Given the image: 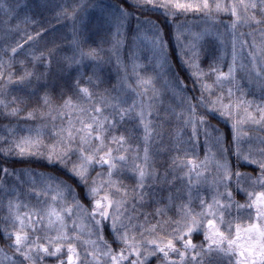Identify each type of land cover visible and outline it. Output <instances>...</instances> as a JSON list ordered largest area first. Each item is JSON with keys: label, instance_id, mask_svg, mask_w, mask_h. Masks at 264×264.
Masks as SVG:
<instances>
[{"label": "trees", "instance_id": "trees-1", "mask_svg": "<svg viewBox=\"0 0 264 264\" xmlns=\"http://www.w3.org/2000/svg\"><path fill=\"white\" fill-rule=\"evenodd\" d=\"M216 0H210L215 4ZM227 2V0H225ZM135 0H0V58L7 61L12 56L11 48L18 43L22 48L17 49L12 67L7 72H14L13 83L9 84L6 90L0 91V99L6 100L11 107H20L23 111L18 116L6 114L3 106H0V148L7 147L14 140L18 141L22 136L30 134L29 129L34 131L38 126L42 127L45 145H50L56 137L52 135L53 120L57 127H67L71 117L76 127H80L77 111L64 107L66 101L72 105L82 103L83 94L81 88H88L94 98L106 94L121 101H126L125 107L134 101L139 104L140 97L137 92L143 89L138 85L140 78H151L148 96L153 97L154 107L151 116V127L155 130L151 141L148 144L149 161L148 176L145 179L144 187L141 189L136 182V173L132 171L131 161L135 159V148L139 146V157L137 163H143L145 141L143 139V126L139 124L136 112L126 117L124 123L118 126L116 134L125 132L129 134L133 151L129 153V164L116 170L113 180L118 181L122 188L127 189L129 197L127 215L133 217V223L145 222L155 223L157 220L175 221L179 219L178 206L189 199L188 190L191 188V206L195 212H199L200 198L211 201L216 189L213 179L218 175L217 162L226 161L233 173L229 190L233 194L235 202L244 204L248 201L247 191L241 190L236 183L235 173L256 176L259 174V166L252 164L243 158L238 159L236 145L233 140V124L239 121L237 127L240 130V145L242 152H249L259 157V149L264 148V125L252 123L244 111V108L233 109V115L222 116L219 111H210L200 103L202 94L201 83H197L190 74V70L184 62L187 57H192L193 52L197 53L194 59L204 71L205 76L202 82L212 85V98L223 94L224 102H229L228 90L232 88V101L238 98L252 102L249 112L259 119L260 113L256 111L258 105L264 106V86L258 83L253 73L251 79L246 71L239 68L241 62L248 63V48H244L243 61H237V72L235 84L225 81L223 85L214 83L217 73L210 71V68H217L225 73L228 72L232 63V36L228 28L232 19L230 14L219 13L215 22L208 20L202 12H189L178 14L175 18L166 16L162 9L151 6L145 8L134 7ZM121 8L127 9L129 15L120 22L117 31L116 17ZM74 10V17H73ZM151 21L152 24H144V21ZM152 25H155V32L158 34L163 45V54L154 49L155 39ZM257 26H242L236 31L237 51H240V43L246 41L251 45L253 37L241 36V32L247 34ZM196 40L194 34L205 33ZM180 34V42L177 35ZM32 39L29 40L28 37ZM257 43L261 37L255 36ZM195 40V47L189 48L186 45ZM78 45V47H77ZM85 52L96 49L99 56L96 59H84L79 61V49ZM184 49L185 57L180 55ZM45 56L40 61H34L29 53ZM51 52V57L48 53ZM163 57H166L167 63ZM23 61V64H21ZM33 73L24 84L16 82L24 70ZM182 82V83H180ZM4 81L0 80V84ZM179 85V90H177ZM238 85V87H237ZM156 90L153 96L151 89ZM47 95L49 105H44L43 98ZM205 100L209 99L208 92L203 93ZM18 103H13V99ZM90 107L91 105H82ZM195 106L198 115H206V126L197 128V135H193L191 124L185 125L184 119L187 111ZM36 110V119H25L29 110ZM41 109L44 112H51V116L41 118ZM10 110V109H9ZM138 110V109H137ZM105 114L111 109H105ZM63 113V115H60ZM185 116L177 118L178 114ZM147 115V113H146ZM119 117L117 116V120ZM199 125V121L197 120ZM210 127H207L209 126ZM10 129L14 131H9ZM112 147H116L112 145ZM48 149L43 148L41 153L20 155L17 151L5 154L0 151V264H10L4 259L7 254L16 260H23L8 247L11 240L5 238L4 229L9 232L13 230L10 219H5L8 214V202H19V212L23 215L34 209H41L46 212L49 205L59 210L66 204L72 202V196L79 200L80 204L89 212L92 207V199L88 187L97 173L103 172L105 189L100 196L107 191V166L101 169L99 165H93L89 170V181L86 186L71 171V162L61 163L53 158L49 159ZM213 154L208 160L206 168L199 171L202 175L197 178L196 172L191 173V184L189 183L188 164L193 160L196 164L205 161V156ZM210 158V157H209ZM76 159L75 156L72 157ZM183 160V163L180 161ZM5 169L8 173L5 174ZM222 174V173H221ZM46 177H55L72 189L71 193H65V200L53 201L55 191L47 195L42 190L48 187ZM97 183L101 179L97 178ZM243 188L252 190L253 186L248 180L241 181ZM56 184H52V189ZM260 191L259 186H255ZM111 194L119 198L122 193L112 188ZM220 187V192H224ZM143 193L141 199L138 195ZM100 196L96 197L97 199ZM226 196V194H225ZM254 198V197H253ZM167 209L165 215L157 216V209ZM248 209L241 210L242 219L239 221L246 226L249 222ZM252 219H254V209ZM78 213L74 211L72 217L66 216L69 233L76 229L73 225L84 224L85 231L81 238L76 241L78 252L85 256L91 250L90 246L84 243L88 239V229L91 227L88 216L78 219ZM237 212L232 210V216ZM210 218V217H209ZM27 220V217H25ZM207 220H204L206 225ZM46 223V219H45ZM175 227L174 223L165 225V236L167 232ZM226 227V226H225ZM102 231L104 240L111 246L114 253L119 254L124 247L111 230V221L107 220L102 226L96 229ZM137 239H140L137 228ZM235 234V222L232 227V235ZM38 235L42 238L41 243H47L46 235L55 237L53 230L42 229ZM188 237L185 236V239ZM91 239H97L92 235ZM192 242L196 245L205 244L204 226L194 231L191 236ZM178 248L182 247L179 240L174 241ZM226 246V245H225ZM52 247V246H49ZM43 256V254H40ZM67 245L65 243L62 252L56 257L43 256L41 264H58L60 260L67 264ZM159 255V254H158ZM213 264H229L228 258H216L213 253ZM135 257H132L134 259ZM178 261V256H173ZM190 259V256H189ZM23 264H28L24 261ZM79 264V262H77ZM103 264V261H102ZM107 264L111 259L107 258ZM128 264V262H125ZM148 264H158L156 256L148 260ZM234 264V261H233Z\"/></svg>", "mask_w": 264, "mask_h": 264}, {"label": "snow or ice", "instance_id": "snow-or-ice-1", "mask_svg": "<svg viewBox=\"0 0 264 264\" xmlns=\"http://www.w3.org/2000/svg\"><path fill=\"white\" fill-rule=\"evenodd\" d=\"M2 6V5H0ZM137 8H145L151 6L153 8L162 9L166 16L175 18L178 14H186L189 12H202L208 20L215 22L217 14L223 12L230 14L232 19L226 31L231 30L232 36V63L229 65L228 72L225 73L217 68H210V71L217 73V85H223L225 81L230 84L236 82L237 61H243L244 48H248L247 60L248 63L241 62L239 68L247 72L251 79L253 73L258 83L264 86V0H216L215 4L210 3V0H135L133 5ZM74 17V10H73ZM129 15L127 9L121 8L119 15L115 18L117 23V31H119V24ZM144 24H152L151 21L145 20ZM255 24L257 27L251 32L245 34L241 32V36L249 35L253 37L251 45L246 41L241 42L237 51L236 31L242 26L251 27ZM155 39L153 41L154 49H157L163 54V45L155 32V25H152ZM205 33L194 34L195 39H200ZM259 34L261 39L257 43L255 36ZM177 41L180 42V34L177 35ZM32 39L31 36L28 37ZM78 47V45H77ZM186 47H195V40L190 41ZM22 48L21 44H17L11 48L12 56L7 57V61L0 58V80L4 81L0 84V91L6 90L8 85L13 83L14 72L6 73L7 68L12 67V63L17 53V49ZM34 61H40L45 53L41 52L39 55L29 53ZM79 61L84 59H96L99 52L96 49H90L85 52L82 48L78 52ZM180 55L185 57L184 49H181ZM197 53L193 52L192 57L184 59L185 64L190 70V74L195 78L197 83H201L202 94L199 98L200 103L207 107L210 111H219L222 116L233 115V109L244 108L248 118L252 123L264 125V106L258 105L256 111L260 113L257 119L249 108L252 102L237 99L232 101V88L228 90L229 102H224L223 94L212 98V85L207 82H202L201 78L205 76L204 71L196 62L194 57ZM51 57V52L48 53ZM164 62L167 63L166 57H163ZM23 64V61H21ZM33 73L27 69L16 78V82L24 84ZM138 85L143 89L142 92H137L140 97L139 104L134 101L131 105L125 107L126 101H121L118 98L110 97L106 94L94 98L93 93L88 88H81L80 92L83 94L82 103L72 105L71 101H66L64 107L73 109L80 113L79 119L80 127H76L73 119L69 117L67 127H57L54 123L56 117L52 116L53 132L52 135L56 139L50 144L45 145L42 137L44 133L42 127L38 126L34 135L32 129H29L30 134L22 136L18 141L14 140L5 148H0L6 155L12 153L14 150L20 155L41 153L43 148H47L48 158L59 160L63 164L71 162V171L77 176L86 186L89 181V170L93 165H99L101 169L107 166V191L103 196L100 192L105 189L103 181V172L97 173V178L101 179V183H97V178L92 179L91 185L88 187L89 195L92 199V207L89 212L80 204L79 200L72 196V202L66 204L65 207L57 210L56 207L49 205L46 212L37 208L31 212L21 214L19 212L20 203L9 200L8 202V216L5 219H10L13 225V230L8 231L4 229L5 238L11 240L8 245L15 254L23 257V260H16L7 254L4 259L10 264H23L27 261L28 264H41L43 256L56 257L62 252L65 243L67 245V264H107V258L111 259V264H148V260L152 256H156L158 264H213V253L216 258L222 259L227 257L229 264H264V148L259 149V157L251 155V150L247 153L242 152L240 145V130L237 121L233 124L234 136L233 140L236 145L237 158L248 160L252 164L259 166V174L251 176L249 174H242L236 172V183L241 187V190L247 191L248 201L244 204L235 202L233 194L229 190L230 182L233 173L231 172L226 161L217 162L218 175L213 179L215 186V193L212 195L211 201L206 198H200L199 212H195L191 206L192 195L191 188L188 190L189 199L187 202L178 206L179 219L173 221L157 220L154 224L148 222L145 217V222L136 224L133 223V217L127 215L128 191L119 185L118 181L113 180V176L117 169L123 168L129 164V153L133 151L131 144L132 137L120 132L116 134L118 126L124 123L126 117L132 112H136L139 124L143 126V139L145 141L143 163H137L139 157V146L135 148L136 156L131 161L132 171L136 173L137 185L142 189L144 187L145 179L148 176V161L149 148L148 144L151 141L154 129L151 127L152 121L148 119L152 114L154 107L153 97L148 96L149 85H151V78H140L137 81ZM182 83V82H180ZM238 87V85H237ZM153 96L156 95V90L151 89ZM179 90V85H177ZM208 92L209 99L205 100L203 93ZM44 105H49L47 95L43 98ZM13 103H18L13 99ZM82 105H91L84 107ZM0 106H3L6 114L11 116H18L23 111L20 107H11L10 104L3 99H0ZM10 109V110H9ZM105 109H111V112L105 114ZM138 109V110H137ZM147 113V115H146ZM51 112H44L41 109V118L51 116ZM60 115H63L61 113ZM117 116L119 119L117 120ZM185 116L184 113L178 114L177 118ZM25 119H36V110H29ZM199 121V125L197 124ZM185 125L191 124L193 128V135H197V128L206 126V115H198L195 106H192L186 113L184 119ZM207 127H210L207 126ZM9 131H14L10 129ZM261 143H264L262 141ZM115 145L116 147H112ZM76 159L73 160L72 157ZM210 158L206 155L205 161L196 164L193 160H189L188 164L192 167L189 169V183L191 184V173L196 172L197 178L202 173L201 168H206L207 162ZM183 163V160L180 161ZM5 174L8 170L5 169ZM222 173V174H221ZM48 187L43 191L47 195L50 191H55L53 201L65 200V193H71L72 189L62 181H58L55 177H46ZM248 180L253 186L252 190L243 188L241 181ZM56 184V188L52 189V184ZM224 188V192H220V187ZM255 186L261 188L260 191L255 190ZM115 188L117 192L122 193L119 198L111 194V189ZM226 194V196H225ZM143 198V193L138 194ZM100 196L99 199L96 197ZM254 197V198H253ZM235 208L237 215L232 216V210ZM248 209L247 216L249 222L246 226L239 221L242 219L241 210ZM254 209V219H252V211ZM74 211L78 213V219H83L88 216L91 227L88 229V239L84 243L90 246L91 250L87 255L82 256L78 252L77 240L81 238V234L85 231L84 224L76 225L73 220L74 228L76 229L72 234L66 222V216L72 217ZM167 209H157V216L165 215ZM27 217V220L25 219ZM210 217V218H209ZM46 219V223H45ZM207 220L204 225V220ZM107 220L111 221V230L116 239L124 245L120 249L119 254L113 252L107 241L104 240L102 231L97 233L96 229L103 225ZM235 222V234L232 235V227ZM174 223L170 231L167 232L165 239V225ZM204 226V240L205 244L196 245L192 242L191 236L194 231ZM226 226V227H225ZM47 229L48 232L55 231V237L47 236L45 239L47 243H41V237L38 233L42 229ZM137 228H139L137 239ZM92 235H96L97 239H91ZM185 236L188 238L185 239ZM179 240L182 247L178 248L174 241ZM226 245V246H225ZM52 246V247H49ZM2 251V250H0ZM40 254H43L40 255ZM159 254V255H158ZM178 256V261L173 256ZM190 256V259H189ZM132 257H135L132 259ZM58 264H63L60 260Z\"/></svg>", "mask_w": 264, "mask_h": 264}, {"label": "rangeland", "instance_id": "rangeland-1", "mask_svg": "<svg viewBox=\"0 0 264 264\" xmlns=\"http://www.w3.org/2000/svg\"><path fill=\"white\" fill-rule=\"evenodd\" d=\"M213 156H214L213 154H211V155L209 154V155H208V157H210V160L212 159ZM206 223H207V222H206Z\"/></svg>", "mask_w": 264, "mask_h": 264}]
</instances>
